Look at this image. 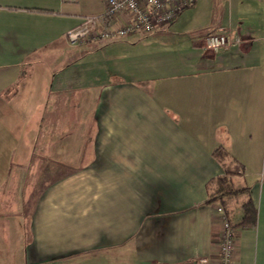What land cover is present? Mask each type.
I'll list each match as a JSON object with an SVG mask.
<instances>
[{
  "label": "crops",
  "instance_id": "1",
  "mask_svg": "<svg viewBox=\"0 0 264 264\" xmlns=\"http://www.w3.org/2000/svg\"><path fill=\"white\" fill-rule=\"evenodd\" d=\"M224 1L213 32L230 29L244 44L212 52L207 35L185 31L176 63L152 42L182 15L147 36L75 46L66 35L85 17L76 0H0V264H219L218 204L207 200L232 161L244 170L234 186L249 190L227 202L234 264H264V0ZM68 56L64 70L85 67L98 97L85 99L94 111L82 138L69 129L46 139L45 125L68 124L64 96L81 91L57 77ZM81 157L49 184L38 177L30 211L40 165ZM249 199L257 224L237 227Z\"/></svg>",
  "mask_w": 264,
  "mask_h": 264
},
{
  "label": "built area",
  "instance_id": "2",
  "mask_svg": "<svg viewBox=\"0 0 264 264\" xmlns=\"http://www.w3.org/2000/svg\"><path fill=\"white\" fill-rule=\"evenodd\" d=\"M102 14L85 16L81 23L68 31L66 40L75 46L99 41L113 42L137 36H147L171 26L185 10L195 6L197 0H102ZM244 44V39L230 29L210 33L203 39L205 49L212 52L227 51ZM221 221L219 264H234L237 230L229 221L223 207L217 205ZM199 264H208L206 258Z\"/></svg>",
  "mask_w": 264,
  "mask_h": 264
},
{
  "label": "rangeland",
  "instance_id": "3",
  "mask_svg": "<svg viewBox=\"0 0 264 264\" xmlns=\"http://www.w3.org/2000/svg\"><path fill=\"white\" fill-rule=\"evenodd\" d=\"M76 4L78 5L80 11L78 12L81 15L90 16L96 11L97 7L99 8L101 1L100 0H76ZM99 4V5H98ZM228 4L227 1L224 0H197V4L193 6L190 9L185 10L182 14L179 15L180 22L178 26L173 27L170 30L164 31L165 35L161 36H168L165 38H157L156 41H153L152 45L156 48L159 47H168L166 48V52L163 53V56H167L168 58L174 60L176 63L182 62V60H185V44H181L178 48L175 46L176 44H180V42H183L185 40V31L188 35L196 34L200 37L208 35L209 33L213 32V25L217 24L221 16L228 14ZM82 50H85V47H78L77 50H74V52H82ZM207 50V49H206ZM209 51V50H208ZM71 63V59L68 56L67 61L63 62V69L61 73L57 76L58 78H62V80L65 81V85H70V79L73 78L72 85L79 88L81 91H79L76 94H69L66 97L69 101L67 102L66 107L64 108L65 113V120L68 124H63L60 127V130H53V126L45 125V131L41 134V137H46V139H49L53 136V134H57L59 132H67L69 129H73L75 131L74 135L77 138H82V133H85L86 127H88L89 120L92 118V109H90V106H87V101L85 100L86 97L88 98L89 104L93 105V103L96 101L95 99L98 97V90L100 88V85H96V78L88 79L86 74H84L82 69L85 70V67H81L79 69L76 68H70L68 70H64V66H68ZM83 66V65H81ZM95 70V69H93ZM54 75L46 78L48 79V82L50 85L57 87L58 78L56 77L54 79ZM97 83L100 84L99 81ZM92 84V86H91ZM87 85H90L91 89L83 90L84 87L86 88ZM53 88L51 93H47V100L51 102L55 92L56 88ZM89 92V93H86ZM90 94V95H89ZM50 95V96H49ZM82 96L84 97L82 99ZM79 102V105L77 106V103ZM50 106V105H49ZM76 106V107H75ZM79 106H81L79 108ZM46 112L48 111V107L46 106ZM43 110V112H45ZM70 121V122H69ZM75 144L73 149L75 150ZM76 158V157H75ZM74 158V161H75ZM82 160V157L77 159L78 162H72L71 164L67 163L66 165H63L59 167L60 165L54 166L53 164L46 162V165H40V173H35V182L38 181L39 178H43V176L46 177V184H49L50 182L54 181L55 179L59 177H64L69 174L68 170L75 168L78 163ZM83 160H85L83 158ZM51 170V171H50ZM41 185L33 184V190H31V199L30 204L27 205V207L30 209V211L34 208V204L37 201L40 193H41ZM35 191V192H34ZM241 196L235 198L237 201H239ZM11 256V254H8ZM12 256H15V254H12ZM10 259V258H9ZM5 261L6 257L2 256L0 254V261ZM8 260V259H7ZM6 260V261H7Z\"/></svg>",
  "mask_w": 264,
  "mask_h": 264
},
{
  "label": "trees",
  "instance_id": "4",
  "mask_svg": "<svg viewBox=\"0 0 264 264\" xmlns=\"http://www.w3.org/2000/svg\"><path fill=\"white\" fill-rule=\"evenodd\" d=\"M215 157L221 161L225 162L228 158L227 153L224 149H217L214 153ZM232 166L235 164L236 169L234 167L227 166L225 167L224 176L217 178L211 184L214 183L215 187L213 192L209 194V198L207 200V205L218 204L223 207L227 212V202L231 198L238 197L241 194L249 193L248 188H237L234 186L232 182V177L234 176H243L244 170L243 167L237 164L235 161L231 162ZM226 166V165H225ZM243 216L241 222L237 225V227H254L257 224V210L252 202L249 199L243 206ZM234 226V225H233ZM236 228V226H234Z\"/></svg>",
  "mask_w": 264,
  "mask_h": 264
}]
</instances>
